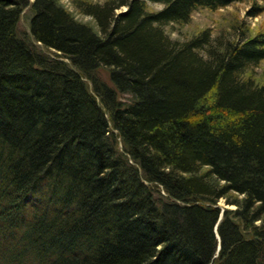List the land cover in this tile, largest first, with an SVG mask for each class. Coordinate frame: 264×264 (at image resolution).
Returning a JSON list of instances; mask_svg holds the SVG:
<instances>
[{
    "label": "trees",
    "instance_id": "obj_1",
    "mask_svg": "<svg viewBox=\"0 0 264 264\" xmlns=\"http://www.w3.org/2000/svg\"><path fill=\"white\" fill-rule=\"evenodd\" d=\"M238 1L0 0V264H264V29H165Z\"/></svg>",
    "mask_w": 264,
    "mask_h": 264
},
{
    "label": "rangeland",
    "instance_id": "obj_2",
    "mask_svg": "<svg viewBox=\"0 0 264 264\" xmlns=\"http://www.w3.org/2000/svg\"><path fill=\"white\" fill-rule=\"evenodd\" d=\"M28 4L24 7L21 14L18 30L21 34L27 35L30 37L31 42L37 46L39 50H42L43 53L50 56H55L56 52L45 47L41 43H37L32 37L31 31V17L33 15L31 10V3L34 0H27ZM77 0H62V2L69 8V10L80 20L84 22H93L94 20L85 15L76 3ZM92 2H103L105 0H89ZM254 0H245L234 2L230 5L219 7V8H209L202 7L194 11L192 17L187 23H170L165 29L174 39L186 40L193 37L195 34L199 33L201 30L210 28L213 32L218 33L221 30L233 31V24L239 23L241 20L246 22V26L257 30L264 29V11L258 16H249L248 12L253 6ZM163 5L160 3L148 2V7L150 10H158ZM125 9V6L122 7ZM120 10V9H119ZM61 58V57H60ZM256 79L261 82H264V60L258 65L255 66L251 71H249ZM100 77L110 83L109 81V71L105 67H100L98 70ZM86 79V78H85ZM223 209L225 208H236V205L229 204L225 201L224 198L220 199L218 202ZM224 211V210H222ZM257 224H261V220L257 221ZM251 235V233H250ZM217 252V251H216Z\"/></svg>",
    "mask_w": 264,
    "mask_h": 264
},
{
    "label": "water",
    "instance_id": "obj_3",
    "mask_svg": "<svg viewBox=\"0 0 264 264\" xmlns=\"http://www.w3.org/2000/svg\"><path fill=\"white\" fill-rule=\"evenodd\" d=\"M65 60H66V61H69V60L66 59V58H65ZM222 210H224V209L222 208ZM222 215H223V211L221 212L219 219H221ZM217 227H218V226L216 225V231H217ZM219 237H220V236H219ZM220 240H221V239H220ZM220 248H221V244H219V246H218V250H217V253H216L214 256H217V255H218Z\"/></svg>",
    "mask_w": 264,
    "mask_h": 264
}]
</instances>
